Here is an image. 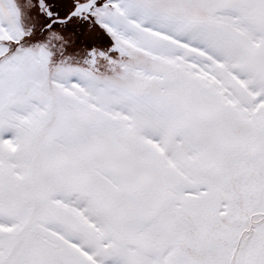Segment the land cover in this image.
Returning a JSON list of instances; mask_svg holds the SVG:
<instances>
[{
    "label": "snow or ice",
    "instance_id": "obj_1",
    "mask_svg": "<svg viewBox=\"0 0 264 264\" xmlns=\"http://www.w3.org/2000/svg\"><path fill=\"white\" fill-rule=\"evenodd\" d=\"M0 264H264V0H0Z\"/></svg>",
    "mask_w": 264,
    "mask_h": 264
}]
</instances>
